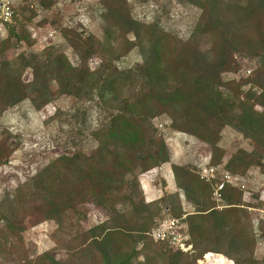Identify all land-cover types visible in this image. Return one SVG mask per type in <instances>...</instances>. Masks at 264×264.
I'll return each instance as SVG.
<instances>
[{
  "label": "trees",
  "instance_id": "obj_1",
  "mask_svg": "<svg viewBox=\"0 0 264 264\" xmlns=\"http://www.w3.org/2000/svg\"><path fill=\"white\" fill-rule=\"evenodd\" d=\"M220 1H190L203 10L193 38L205 31L220 36L224 33L221 46L215 44L205 50L192 42L193 38L171 43L163 32L135 21L126 0H102L105 23L101 40L62 31L78 58L75 66L64 53L51 50L7 60L5 53L11 43H0V113L23 101L40 110L58 96L98 108L99 123L91 131L96 148L88 155L75 152L52 160L34 176L26 195L36 201L34 209L40 213V220L59 225L85 218L82 205L86 197L103 210L109 221L87 231L88 242L83 250L97 264H134L141 255L146 264H197V259L208 253L222 255L234 264H256L255 235L247 212L241 208L244 205L240 191L226 187L222 193L225 207L217 210L209 202L211 185L200 181L187 168L173 165L177 188L185 201L195 207L193 213L184 214L177 195L145 202L138 180L140 174L169 162L165 142L152 124L160 115L170 120L173 130L207 142L212 150L220 151V132L230 127L252 142V150H237L225 170L237 175L255 167L264 174V42L249 53L258 58V68L250 77L221 81L222 74L235 73L238 66L233 58L236 43L225 35V21L216 13ZM239 1L242 0L228 3L235 5ZM41 6L49 9L52 5ZM240 6L243 22L264 14V0H243ZM17 10L19 6L16 16ZM118 33L133 36V41H126L125 49L114 47ZM113 34L116 35L112 39ZM135 46L140 48L142 63L126 71L118 70L114 62ZM170 53L175 55V74L169 69ZM93 56H99L100 64L90 70L87 62ZM211 56L213 59H209ZM27 69L31 71V81L25 83L22 76ZM14 150L8 139L0 142V166ZM221 158L212 160L211 166L219 164ZM169 198L175 203L165 208L175 219L185 215L183 222L192 254L164 250L148 237L154 223L151 209ZM2 217L6 223L1 237L21 232L19 222L16 229L11 215L2 213ZM259 232L264 239V223ZM139 244L140 251L136 248ZM27 264L72 263L44 254ZM259 264H264V254Z\"/></svg>",
  "mask_w": 264,
  "mask_h": 264
},
{
  "label": "rangeland",
  "instance_id": "obj_2",
  "mask_svg": "<svg viewBox=\"0 0 264 264\" xmlns=\"http://www.w3.org/2000/svg\"><path fill=\"white\" fill-rule=\"evenodd\" d=\"M126 1L127 9L135 21L163 32L169 36L171 43L193 38L203 16V10L192 4L191 0ZM50 3L52 6L49 9L41 6ZM239 4L242 5L243 0L235 5L228 3V0H221L216 8L217 15L225 21V35L236 43L237 48L233 58L238 71L222 74L220 79L223 82L250 77L258 68V58L250 57L249 53L261 47V42H264V14L243 22ZM17 6L19 10L15 19L9 25L0 24V43L5 40L11 43V48L5 53L7 60H13L20 54L51 50L64 53L70 64L75 66L78 58L63 38V30L82 37L92 35L103 39L105 11L102 0H17ZM205 32L196 35L192 42L204 50L215 44H223L220 37L224 33L220 36ZM115 35H112V39ZM126 41H133V36L129 34L124 37L122 33H118L116 41H113L114 47L125 49ZM167 59L171 73L175 74V55L170 53ZM209 59H213L212 56ZM142 61L140 48L135 46L126 56L114 62V65L118 70L126 71L140 65ZM87 64L90 70L96 69L100 64L99 56H93ZM22 80L25 83L31 81L29 69L23 73ZM97 109L72 97L58 96L40 110H35L29 101H23L0 113V142L8 139L10 146L15 147L8 161L0 166V264H27L44 254L57 261L66 260L72 264H97L95 258L83 250L88 242L87 231L108 223L103 210L86 197L82 205L85 218L59 225L52 220H40V213L37 214L34 209L36 201L26 196L34 176L52 160L63 155L71 156L75 152L88 155L96 148L91 131L99 123ZM170 123L165 115L153 119L154 128L165 142L169 162L140 174L139 185L144 199L145 195L156 197V200L163 195H177L182 213L191 214L195 207L185 201L182 191L177 188L171 167L177 165L187 168L197 176L198 171L211 166V161L219 156L222 158L216 166L225 167L237 150L250 152L252 142L230 127H224L217 143L220 152L212 150L211 145L205 141L173 130ZM236 176L239 177L238 184L244 187L236 189L240 191L241 203L244 205L241 208L245 209L251 221L255 235L253 260L259 264L264 254V239L259 232L264 223V200L261 198L264 195V174L252 167ZM172 202L175 203V200L169 198L151 209L154 216L153 228L164 219L175 218L165 208ZM209 202L214 203L211 196ZM214 205L216 206L215 203ZM219 205L224 206V203ZM2 213L11 215L14 225L19 222L21 232L1 237L6 223ZM15 227L17 229L18 225ZM136 248L140 251L141 244ZM134 264L146 263L141 255Z\"/></svg>",
  "mask_w": 264,
  "mask_h": 264
},
{
  "label": "built area",
  "instance_id": "obj_3",
  "mask_svg": "<svg viewBox=\"0 0 264 264\" xmlns=\"http://www.w3.org/2000/svg\"><path fill=\"white\" fill-rule=\"evenodd\" d=\"M17 0H0V24H9L16 17ZM197 176L200 181L211 185L212 187V200L216 204L215 209L221 210L222 193L226 187L244 188L238 184L236 175H232L223 165L208 166L198 171ZM264 200V195L261 196ZM185 217L181 219L169 218L160 221L148 233V237L152 242L163 247L164 250L169 249L174 252H181L184 254H192L193 249L189 243L190 237L187 231V226L183 222ZM222 257L224 263L220 264H234L231 260L222 255L213 253L204 254L197 259V264H218L216 258Z\"/></svg>",
  "mask_w": 264,
  "mask_h": 264
},
{
  "label": "crops",
  "instance_id": "obj_4",
  "mask_svg": "<svg viewBox=\"0 0 264 264\" xmlns=\"http://www.w3.org/2000/svg\"><path fill=\"white\" fill-rule=\"evenodd\" d=\"M170 194V193H169ZM159 197H157V199H158ZM145 199L147 200V202H153V201H155L156 200V197L155 198H150V196H148V195H145Z\"/></svg>",
  "mask_w": 264,
  "mask_h": 264
},
{
  "label": "bare ground",
  "instance_id": "obj_5",
  "mask_svg": "<svg viewBox=\"0 0 264 264\" xmlns=\"http://www.w3.org/2000/svg\"><path fill=\"white\" fill-rule=\"evenodd\" d=\"M216 261H217L218 264L224 263V259L222 257L216 258Z\"/></svg>",
  "mask_w": 264,
  "mask_h": 264
}]
</instances>
